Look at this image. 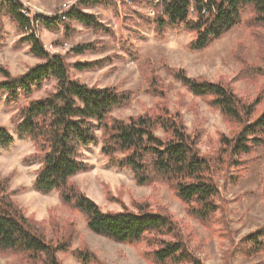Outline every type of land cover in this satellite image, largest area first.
I'll return each mask as SVG.
<instances>
[{
	"label": "rangeland",
	"instance_id": "1",
	"mask_svg": "<svg viewBox=\"0 0 264 264\" xmlns=\"http://www.w3.org/2000/svg\"><path fill=\"white\" fill-rule=\"evenodd\" d=\"M18 1L30 11L31 18L37 15L57 18L64 13L65 5L73 6L78 0ZM151 2L154 0H119L116 10L95 7L85 11L98 18L110 33L97 34L80 24H73L68 35L65 26L56 31L38 26L36 31L46 51L65 58L72 79L89 87L115 88L132 94L130 105L115 109L112 117L127 120L144 114H178L188 134L198 137L201 155L218 161L222 136L232 138L239 131V124L225 120L207 99L194 97L167 69L183 71L195 80L226 81L246 104H254L250 119L253 122L264 114V79L245 80L232 53L243 42L247 61L258 64L255 44L241 26L204 51H190L194 33L168 30L158 37L154 27L145 23L153 17ZM246 18L247 13L243 20ZM1 24L0 69L14 78L23 76L41 61L31 55L28 46L19 45L23 34L6 15L0 16ZM87 44L94 45L96 51L83 55L71 51ZM79 63L93 66L79 71L74 67ZM154 77L160 81V94L149 92V80ZM4 80L0 74V83ZM55 86L54 81L45 82L42 90H35L30 98L22 97L17 105L8 104L7 97L0 93V127L14 137L13 145L0 149V183L5 186L1 195L53 247L69 241L67 252H57L58 264H81L74 255L76 251L93 257L87 264H155L149 256L153 249L146 242L135 246L95 235L87 229L80 212L61 204L57 192L43 194L34 189L42 165L28 159L38 154V150L31 140L15 135L14 130L20 121L19 110L32 100L44 98ZM101 146L99 141L83 149L81 160L89 168L72 178L71 184L104 213H137L144 207L150 212H167L178 223L199 264H264V247L249 254L247 249L251 247L246 239L264 230V149L244 156L240 167L224 156V165L220 164L215 172L220 191L219 210L213 224L207 226L189 214V207L172 187L159 182L139 185L131 170L118 168L101 154ZM0 264L37 263L0 253Z\"/></svg>",
	"mask_w": 264,
	"mask_h": 264
},
{
	"label": "trees",
	"instance_id": "2",
	"mask_svg": "<svg viewBox=\"0 0 264 264\" xmlns=\"http://www.w3.org/2000/svg\"><path fill=\"white\" fill-rule=\"evenodd\" d=\"M118 1L78 0L61 17L38 15L32 21L24 14L30 11L20 1L0 0V16L6 15L23 34L19 45L28 46L31 55L41 61L17 78L0 69L5 79L0 83V93L7 97L8 104L17 105L22 97L30 98L35 90H42L45 82L56 84L54 91L19 110L20 121L14 130L15 135L31 140L38 150V154L28 159L42 165L34 183L36 191L57 192L61 204L80 212L86 219L87 229L95 235L135 246L146 242L153 249L149 256L155 264H199L171 214L150 212L145 207L137 213H104L72 185L71 179L89 168L81 160L82 151L101 141L100 152L113 165L131 170L139 185L153 182L169 185L189 207V214L210 226L219 210L217 167L224 165V156L240 167V159L264 149V114L250 122L254 104H246L226 81L195 80L183 71L167 69L194 97L207 99L225 120L239 124L240 129L232 138L222 136L218 161L201 155L198 137L188 134L178 114H144L127 120L112 117L115 109L130 105L132 94L115 88L89 87L72 79L65 58L46 51L32 26L38 22V26L55 31L65 26L68 35L73 24H80L97 34L110 33L98 18L85 11L95 7L116 10ZM151 5L154 15L145 23L154 27L155 35L162 37L168 30L194 33L195 39L188 47L194 52L206 50L227 33L244 26L255 44L258 64L247 61L243 42L233 50V59L240 64L245 80L264 79V0H159ZM245 13L247 18L243 20ZM71 51L83 55L96 49L87 44ZM92 66L79 63L74 67L84 71ZM149 81V92L160 94L158 78ZM13 144L10 131L0 127V149ZM4 187L1 182L0 253L17 255L37 264H58L57 252H67L69 241L58 247L48 243L1 195ZM246 239L251 247L247 249L249 254L257 253L264 247V230ZM74 255L81 264L93 259L81 251Z\"/></svg>",
	"mask_w": 264,
	"mask_h": 264
},
{
	"label": "built area",
	"instance_id": "3",
	"mask_svg": "<svg viewBox=\"0 0 264 264\" xmlns=\"http://www.w3.org/2000/svg\"><path fill=\"white\" fill-rule=\"evenodd\" d=\"M158 2H159V0H154V3H158ZM71 7H72V6L69 7V6H66V5H65V6H64V8H65L64 13L67 12ZM64 13H63V14H64ZM24 14H25V15H28V17L31 18V17H30V12H29V13H28V12H24ZM63 14H62V16H63ZM152 14L154 15V12H153ZM37 16H38V15H37ZM34 18H35V16H34ZM34 18H31V20L33 21ZM62 19H65V18L63 17ZM38 20H39V19H38ZM34 25H35L36 27H35ZM34 25L32 26V31L35 32L36 28H38L39 23H38V22H35Z\"/></svg>",
	"mask_w": 264,
	"mask_h": 264
}]
</instances>
